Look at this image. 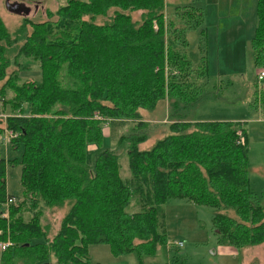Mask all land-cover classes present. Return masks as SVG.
Here are the masks:
<instances>
[{"label":"trees","instance_id":"1","mask_svg":"<svg viewBox=\"0 0 264 264\" xmlns=\"http://www.w3.org/2000/svg\"><path fill=\"white\" fill-rule=\"evenodd\" d=\"M55 1L46 19L24 16L13 31L0 17V100L10 112L5 127L17 133L11 146L21 148L19 158L0 159V242L11 243L0 264H92L89 247L98 244L113 256L135 253L142 264L167 243L164 205L173 198L212 209L219 245L264 243L245 122L194 117L213 98L188 83L197 59L208 76L206 57L181 47L165 0ZM250 45L254 66L264 67V0ZM22 58L37 63L39 79L21 80ZM252 96L250 110L264 109V90ZM162 100L166 134L140 149L149 136L140 110ZM127 124L128 133L104 135L106 125L113 132ZM7 164L21 166L24 199L6 207ZM65 206L56 227L42 221L43 208Z\"/></svg>","mask_w":264,"mask_h":264},{"label":"rangeland","instance_id":"2","mask_svg":"<svg viewBox=\"0 0 264 264\" xmlns=\"http://www.w3.org/2000/svg\"><path fill=\"white\" fill-rule=\"evenodd\" d=\"M57 5L55 0L38 3L0 0V17L6 27L13 31L21 24L24 16L40 21L46 19V8L54 11ZM256 8L257 0H165L166 20L173 21L179 28L174 36L180 39V43L182 40L186 41L181 47L206 57L208 76H201V69L197 65H204V61L197 59L188 83H191V89L199 86L202 95H212L213 98L198 104L194 109V117L245 122L249 143L250 184L253 191L261 195L260 203L264 204V109L258 103H253V110L248 107L252 93L264 90V79L257 80L259 71L264 70V67L254 66L250 45L256 25ZM111 14L112 11L108 13ZM133 17L138 19V13H133ZM104 19L98 17L97 21L103 22L109 18ZM20 61L28 64L27 68L19 70L21 80L40 78L37 63L23 58ZM140 112L143 120L150 121L149 136L139 144L140 149H147L166 134L169 122H166L167 101L158 102L153 111L142 109ZM131 126L132 124H127L109 132V126L106 125L103 130L108 137L115 131L128 133ZM115 140L116 135L115 138H107L106 142L109 141L108 145H112ZM90 145L89 150L93 148ZM0 156L19 158L21 148L14 150L11 144H1ZM120 163L121 175L129 176L127 158L123 156ZM8 165L6 181L10 192H13L14 203L18 204L24 199L20 184L21 166ZM135 209L134 206L130 207V211ZM66 211L67 206L58 211L43 208L42 221L56 227ZM164 211L167 243L161 245L154 255L143 256L142 264H264V243L245 246L236 253L219 245L210 207L194 206L173 198L166 202ZM178 241L183 243L180 248L176 246ZM89 253L92 264H139L135 253L113 256L107 244L91 245Z\"/></svg>","mask_w":264,"mask_h":264},{"label":"crops","instance_id":"3","mask_svg":"<svg viewBox=\"0 0 264 264\" xmlns=\"http://www.w3.org/2000/svg\"><path fill=\"white\" fill-rule=\"evenodd\" d=\"M261 71V70H260ZM264 79V78H263ZM262 79V80H263ZM167 110H168V104H167ZM7 113H9L10 114V112H9V110H8V108L7 107H3V106H1L0 107V145L2 144V145H4V146H6V145H10L11 143H6V142H3V137H4V135H5V126H6V123H5V118L4 117H2V114H7ZM262 117H264V116H262ZM149 119H147V120H144V121H147V122H150V121H148ZM164 121V120H163ZM168 120H166V122H167ZM169 122H167V124H168ZM105 135V134H104ZM106 136V135H105ZM90 146H92L93 148V150H94V148H95V146L93 145V144H91ZM112 146H113V143H112ZM91 149V150H92ZM0 159H4V160H6V161H8V160H10L9 158H6V157H1L0 156ZM122 159V158H121ZM11 165V164H10ZM8 164L6 165V172H7V168H8ZM6 177H7V173H6ZM123 177H128V176H123ZM6 190H7V194L9 195V197H11V196H13V192H10V190H9V188H8V183H7V181H6ZM22 190H23V187H22ZM170 200V199H169ZM179 200H183V201H185L187 204H190V205H194V206H198V205H195V204H193V203H191V202H189V201H186V200H184V199H179ZM200 207V206H199ZM225 248L226 249H228V251H231V253H236V250L233 248V247H231V246H225Z\"/></svg>","mask_w":264,"mask_h":264},{"label":"built area","instance_id":"4","mask_svg":"<svg viewBox=\"0 0 264 264\" xmlns=\"http://www.w3.org/2000/svg\"><path fill=\"white\" fill-rule=\"evenodd\" d=\"M155 27V26H154ZM264 78V70H261L259 71L258 75H257V79L258 80H262ZM2 106V102L0 100V107ZM10 114H2V117H4L6 119V117H8ZM17 136V133L14 132L13 130L11 129H8V128H5V135L3 137V142H6V143H11V140ZM15 202V199L14 197H10L7 199V202H6V206L8 204H11V203H14ZM3 216L7 217V210L3 213ZM11 245V243L9 241H6V242H0V248L1 250L5 249L6 247H9ZM183 245V243L181 241H178L177 242V246L178 247H181Z\"/></svg>","mask_w":264,"mask_h":264},{"label":"water","instance_id":"5","mask_svg":"<svg viewBox=\"0 0 264 264\" xmlns=\"http://www.w3.org/2000/svg\"><path fill=\"white\" fill-rule=\"evenodd\" d=\"M15 3H16V2H15ZM15 3L13 4V6H15V5L17 4V3L15 4ZM13 6H11V7H13ZM7 7H10V6L8 5ZM19 10H20V8L17 9V11H19Z\"/></svg>","mask_w":264,"mask_h":264}]
</instances>
